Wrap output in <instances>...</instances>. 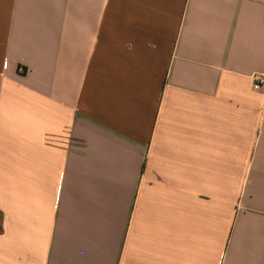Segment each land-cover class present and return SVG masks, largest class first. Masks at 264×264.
Here are the masks:
<instances>
[{
	"label": "crops",
	"instance_id": "crops-1",
	"mask_svg": "<svg viewBox=\"0 0 264 264\" xmlns=\"http://www.w3.org/2000/svg\"><path fill=\"white\" fill-rule=\"evenodd\" d=\"M264 0H0V264H264Z\"/></svg>",
	"mask_w": 264,
	"mask_h": 264
},
{
	"label": "built area",
	"instance_id": "built-area-1",
	"mask_svg": "<svg viewBox=\"0 0 264 264\" xmlns=\"http://www.w3.org/2000/svg\"><path fill=\"white\" fill-rule=\"evenodd\" d=\"M252 87L254 90H258L260 87H264V74L257 73L252 76Z\"/></svg>",
	"mask_w": 264,
	"mask_h": 264
}]
</instances>
